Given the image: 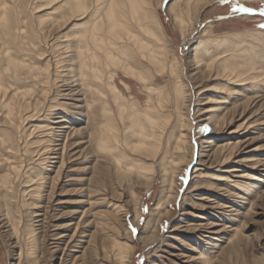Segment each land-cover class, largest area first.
<instances>
[{
    "label": "rangeland",
    "instance_id": "1",
    "mask_svg": "<svg viewBox=\"0 0 264 264\" xmlns=\"http://www.w3.org/2000/svg\"><path fill=\"white\" fill-rule=\"evenodd\" d=\"M5 1L9 8L11 32L23 39L24 43L31 39L32 44L27 46L29 51L23 53L25 58L18 59L24 61L27 70L23 69V72L18 70L22 74L13 77L10 81L4 75L3 83L5 86L11 84L23 91L30 90L35 97H39L47 88L44 85V75L34 79V75L28 70L30 69L34 74L44 70L51 57L47 53L46 43L49 45L54 43L56 37L66 34L72 24L79 20L69 21L63 30L53 31V38H46L36 18L52 14V20L57 22L64 8L63 2L57 3L60 0ZM153 5L166 40L165 45L168 46L170 55L176 57L179 62L177 63L180 75L178 81L185 92L182 112L185 123L190 126L188 132H185L189 135L186 146L187 156L185 162L179 166V173L173 186V198L166 209L168 213L162 216L153 233L142 235V230L160 192L161 178L158 175V168L156 167L155 180L149 192L145 191L143 184L133 181L131 183L123 181L120 186L109 164V158L97 146L100 135L98 125L104 122L103 106L112 112L114 116L112 125L119 133L121 142L128 138L129 143H133L135 140L133 128L128 126L125 130L126 123L120 121L108 89L103 87L104 95L100 96L85 88L81 89L80 86L78 88V86L65 85L59 79L54 82V70L50 67L49 105L54 107L51 113L41 114L40 121H37L41 125L50 124L57 127L56 133H63L64 130L69 133L70 129L76 133L69 139L71 156L69 160H65L67 168L58 186V191L62 190L61 202L68 203L69 199L80 202L77 220L80 219L81 212L88 209L91 203L89 214L93 224L90 231L84 235H93L94 243L92 242L90 247L83 244L88 250L83 255L85 257L81 256L83 250L78 249L76 256L79 257V261L76 264H120L111 258H104L100 252L102 246L108 247L110 242L99 228L103 223L100 224L101 220L96 219V215L102 211L109 212L103 204L104 196L112 202L121 204L125 210V217L122 218L123 221L118 228L123 233L131 234L129 243L133 245V252L129 256V261L121 264H264V86L251 87L246 82L241 85L230 84L231 87L236 88L235 92L237 90L238 92L227 98L224 101L226 103L217 112L220 116L224 115L227 120L226 126L218 132L207 123V119L224 94L216 91L219 82L213 79L214 77L196 79L191 64L194 56L192 48L195 46L193 42L197 38L207 34L226 36L241 33L246 37L250 32L264 33V0L258 3L250 0L217 1L205 10L196 25L187 24L184 42H182V30L174 21L171 12L173 0H168L167 3L165 0H153ZM180 8H184L183 2ZM214 51L215 49L211 50ZM204 52H206L204 49L200 51L203 60L207 58ZM59 73H62L60 68L57 70V74ZM115 75L116 85L126 99L127 105L130 106L133 101H137L141 107H144L148 94L142 84L136 79L123 80L120 74ZM167 81V77L163 76L158 83L153 84V87L164 90ZM124 82L128 88L124 86ZM57 116H65L63 117L65 122L52 123L59 120L55 119ZM36 122L31 125L35 126ZM242 123L244 124L237 128ZM246 123L248 127L245 129L243 126ZM58 124L65 127L58 128L60 126ZM72 131L70 134H73ZM1 132L0 129V134ZM63 141L64 138L61 139V143ZM121 142L120 153L126 155L129 162L133 163V160L139 157L128 152ZM226 144L231 146L237 144V146L232 151L231 158L223 163L221 161L228 152L221 155L218 150ZM167 160H174L175 163L179 161L173 154H170ZM145 161L147 164L151 163L149 160ZM255 162L258 163L254 164ZM48 164L51 166L50 163ZM34 168L37 167L34 165ZM199 173L202 177L198 176ZM51 175L54 176L53 173ZM217 175L228 176V179L225 182L217 181ZM198 180L204 181L198 182ZM105 182L110 188L109 192L105 189ZM88 185L92 188L90 201L84 197ZM49 186L46 191L49 190ZM15 188L13 194L7 196L0 191V203L4 206L3 213L0 212V264H72V259L64 260L60 248L54 244L57 237L52 236L58 232L57 228L67 223L64 218L70 211L68 205L61 204L60 208L54 209L56 202H51L53 207L47 211L43 210L46 202L37 205L40 207L39 215L44 216L40 219L44 221L31 225L38 237V244L34 248L36 252L33 254L36 259L34 263L33 259H28L29 246L26 242V230L31 224V210L26 202L30 201L18 197V193L25 188L23 183ZM130 192H135L140 200L136 221H133L135 214L130 204ZM118 193L120 195L117 199ZM217 206L221 209L216 208ZM145 207L148 209L147 212L144 211ZM141 219L144 221L143 224ZM189 224L199 227L201 225L204 228H196L197 231L187 230ZM14 225L18 227V234L12 233ZM133 227L136 229L135 233L132 231ZM139 237L144 240H140ZM20 249L23 257L18 261Z\"/></svg>",
    "mask_w": 264,
    "mask_h": 264
},
{
    "label": "bare ground",
    "instance_id": "2",
    "mask_svg": "<svg viewBox=\"0 0 264 264\" xmlns=\"http://www.w3.org/2000/svg\"><path fill=\"white\" fill-rule=\"evenodd\" d=\"M217 1L221 0H173L171 12L174 21L182 30V42L186 40L187 24L196 25L205 10ZM250 1L258 3L262 0ZM60 2H63L64 8L57 22L52 20V14L36 18L43 36L50 38L53 36V31L63 30L69 21H79L72 24L70 31L65 32L66 34L56 37V43L55 41L50 45L46 43L47 53L51 57L44 70L36 74L28 70L34 75V79H38L39 75H44L45 78L44 85L47 88L41 96L35 97L30 90L23 91L11 84L5 86L3 83L4 75L10 81L13 77L22 74L23 69L27 70L24 61L18 59L25 58L23 53L29 51L27 46L32 44V40H26L27 42L24 43L23 39L13 35L8 18V3L0 0V129L2 131L0 134V191L7 196L13 194L15 187L20 184L23 183L25 186L18 193V197L27 198L30 201L26 202L31 210V224L26 230V242L29 246L28 259H33L34 263L36 259L33 254L36 252L34 248L38 244V237L31 225L44 221L40 219L44 216L39 215L40 207L37 205L46 202L43 210L47 211L53 207L51 202H56L54 209L60 208L61 204H67L70 209L64 218L67 223L57 228L58 232L52 236L57 237L54 244L60 248L64 260L72 259L71 263L76 264L79 261V257L76 256L78 249L83 250L81 255L83 256L87 250L83 244L90 247L94 241L93 235H84L90 231L93 224L89 214L91 203L88 209L81 212V217L77 220L80 202H74L73 199H69L68 203L61 202L62 190L58 191V186L67 168L65 160H69L71 156L69 139L76 133L70 128L73 134L65 130V132L62 130L63 133H56L57 127L50 124L41 125L37 121L41 114L51 113L54 107L49 105L50 67L54 70V82L59 79L65 85L78 86V88L80 86L81 89L85 88L100 96L104 95L103 87L108 89L120 121L123 124L126 123L125 130L128 126L133 128V135H135L133 143H129L128 138L121 142L119 133L112 125L114 116L106 106H103L104 122L98 125L100 135L97 146L109 158V164L120 186L123 181L127 183L133 181L143 184L145 191H150L149 188L155 180L156 167L158 168V175L161 178L160 192L145 222L142 235L153 233L162 216L168 213L166 209L173 198V186L179 173V166L185 162L187 156L186 146L189 135L185 132H188L190 126L185 123L182 112L185 92L178 81L180 75L177 63L179 62L176 57L173 58L170 55V50L165 45L166 40L153 0H60L57 3ZM182 2L184 8H180ZM228 35L207 34L197 38L192 48L194 56L191 64L196 79L214 77L213 79L219 82L216 91L224 94L219 99V104L212 110L210 118L207 119V123L218 132L223 130L227 120L224 115L220 116L217 112L221 110L227 98L238 92V90L235 92L236 88L231 87L230 84L241 85L246 82L251 87L264 86V67L262 68L264 66V33L250 32L246 37L241 33ZM203 49L206 51L204 54H207L204 60L200 54ZM212 49L215 51L211 52ZM58 68L63 74H57ZM115 74H120L123 80L132 78L142 84L148 94L144 107H141L137 101H133L130 106L127 105L126 99L116 85ZM163 76L167 77V87L164 90L154 88L153 84L158 83ZM123 84L128 88L125 82ZM58 105L62 106L61 103ZM63 117L65 116H57L55 119L59 120L52 123L65 122ZM34 122L37 124L31 125ZM246 125L247 123L243 128L246 129L248 127ZM64 127L58 126L61 129ZM62 138L64 141L61 143ZM120 142L128 152L139 158H135L133 163H130L126 155L119 151ZM236 146L237 144L234 146L226 144L218 150L221 155L228 152L221 162L225 163L231 158ZM170 154L177 156L179 161L177 163L174 160L168 161ZM145 160L151 163L147 164ZM256 163L258 162L254 164ZM52 173L54 176L51 175ZM198 176L202 177L201 173ZM216 178L217 181L225 182L228 176L217 175ZM202 181L198 180V182ZM106 184L107 182H105V189L109 192L110 188ZM48 185H50L49 190L46 191ZM91 193L92 188L88 185L84 196L88 198V201L91 200ZM130 194V204L135 214L133 221H136L140 200L135 192ZM118 195L120 193L117 194V199ZM103 201L109 212L102 211L96 215V219L101 220L100 224L103 223V226L100 225L99 228L110 242L108 247L102 246L100 252L104 258H111L117 263L127 262L133 252V245L129 243L131 234L123 233L118 228L123 221L122 218L125 217L124 207L110 201L106 196ZM3 207L0 203L1 213L4 211ZM216 208L221 209L219 206ZM21 217L20 214V219ZM196 228H204V226L189 224L186 229L197 231ZM12 230L13 234L19 233L15 225ZM139 239L144 240L141 237ZM22 257L23 252L20 249L18 261Z\"/></svg>",
    "mask_w": 264,
    "mask_h": 264
},
{
    "label": "snow or ice",
    "instance_id": "3",
    "mask_svg": "<svg viewBox=\"0 0 264 264\" xmlns=\"http://www.w3.org/2000/svg\"><path fill=\"white\" fill-rule=\"evenodd\" d=\"M167 2H168V0H165V3H167ZM144 211L147 212L148 209L145 207L144 208ZM143 223H144V221H143V219H141V224H143ZM132 231H133V233H135L136 232V229L133 227Z\"/></svg>",
    "mask_w": 264,
    "mask_h": 264
}]
</instances>
